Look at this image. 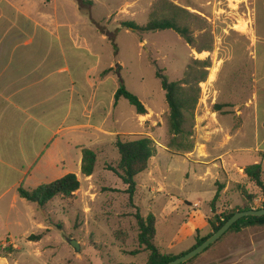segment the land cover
I'll list each match as a JSON object with an SVG mask.
<instances>
[{
	"label": "rangeland",
	"instance_id": "rangeland-1",
	"mask_svg": "<svg viewBox=\"0 0 264 264\" xmlns=\"http://www.w3.org/2000/svg\"><path fill=\"white\" fill-rule=\"evenodd\" d=\"M91 1L88 11L80 8L78 0H0V42L22 43L20 40L30 38L48 48L60 44L62 50L45 52H62L67 58L87 61L94 55L100 70L113 71V136L95 149L98 162L94 178L80 175L81 188L73 197H56L42 209L36 206L33 211L41 226L33 222L4 229L3 233L12 232L10 241L15 244L3 248L0 244V253L10 255L11 264L147 263V253L132 254L139 249L137 210L123 182L107 170L120 161L118 135L123 141L145 135L156 145L148 170L137 178L134 205L143 217H156L155 243L162 253L180 255L192 249L199 239L212 233L209 221L215 215L239 212L247 204L254 209L262 205L261 198L253 201L260 191L244 171L230 170L228 181L218 156L228 149L243 148L229 153L223 162L232 165L239 160L251 165L254 161L253 152L248 150L255 147L250 129L226 148L220 143L228 141L233 126L240 124L230 97L239 93L241 82L253 67L248 52L251 46L240 41L236 31L264 27V0ZM174 7L187 11L182 23L189 28L193 45L172 30L135 32L122 25L146 26L152 19L171 17ZM202 49L210 51L201 55ZM198 61H207L210 67ZM158 69L165 70L170 81L186 79L188 99L200 90L195 109H191L190 100L180 136L170 131V110ZM216 71L217 79L211 82ZM199 78L205 79L197 84ZM120 81L145 105L144 117H139L125 99L115 107ZM221 95H229L230 99L225 98L229 102L221 100ZM190 148L189 153L186 150ZM207 161L215 162L209 165ZM228 182L233 183L228 186ZM217 194L214 213L212 201ZM42 234L39 242L29 241L30 236ZM72 241L80 251L71 246ZM187 264H264V226L229 233Z\"/></svg>",
	"mask_w": 264,
	"mask_h": 264
},
{
	"label": "crops",
	"instance_id": "crops-1",
	"mask_svg": "<svg viewBox=\"0 0 264 264\" xmlns=\"http://www.w3.org/2000/svg\"><path fill=\"white\" fill-rule=\"evenodd\" d=\"M236 32L240 41L246 40L251 46L248 52L253 67L237 95L227 92L240 124L233 126V134L220 146L228 147L230 141L245 136L250 129L255 140V147L248 149L253 152L251 165L264 166V27L248 26L247 33ZM20 41L0 42V235L6 237L0 238L2 248L15 244L10 241L12 232L4 234V229L37 222L36 205L21 198L19 189L34 190L68 174L79 178L83 149L95 150L113 136L112 68L100 70L94 55L87 61L67 58L62 52H45L62 50L60 44L48 48L30 38ZM71 48L77 45L71 44ZM217 73L211 82L216 81ZM229 95L220 99H230ZM239 150L245 149H228L218 156L228 181L230 170L238 173L250 166L239 160L232 165L223 162L229 153ZM54 174L57 176L50 180ZM10 261V255L6 258L0 253V264Z\"/></svg>",
	"mask_w": 264,
	"mask_h": 264
},
{
	"label": "trees",
	"instance_id": "trees-1",
	"mask_svg": "<svg viewBox=\"0 0 264 264\" xmlns=\"http://www.w3.org/2000/svg\"><path fill=\"white\" fill-rule=\"evenodd\" d=\"M81 9L91 10L93 2L91 0H78ZM174 13L171 17L163 19H152L146 26H139L135 23H123V27L127 30H132L135 32H158L172 30L180 35L187 44L193 45L194 42L192 38L189 37V28L182 23L184 14H188L186 10L174 7ZM204 51H210L207 49H202L199 53ZM204 65L205 68H209L210 65L207 61H198ZM165 70L158 69L157 77L161 81L162 88L165 92L166 101L170 110V131L175 136H180L183 134V126L185 123V112L189 108V103L191 100V109H195L200 95V90L198 89L196 94L191 98H187L185 80L183 79L178 82H173L168 79L164 74ZM205 78H199L197 84L204 81ZM116 105L120 99L127 100L131 106L136 110V113L140 116L147 114V109L141 100L131 93L125 86L123 81H120V85L115 94ZM218 108V107H217ZM136 139L133 141H123L121 135H118L116 141V147L118 154L120 156V161L118 166L108 167L107 170L113 172L118 179L123 182L126 187L125 193L129 196V201L131 205L137 210L135 218L139 227V249L133 252V255H139L142 253L148 254V260L146 264H166L171 262L178 257L185 255L191 250L195 249L197 246L202 244L208 237L213 233L217 232L227 221L237 212H230L221 215H215L209 224L212 227V233L208 236L201 238L197 241L195 246L189 251L182 253L180 255L165 254L156 246L155 239L157 235L156 224L157 219L154 215H149L143 217L138 211V207L134 205V198L138 191L137 178L140 174L146 172L149 168V163L152 158L156 156L157 149L154 141L145 135H135ZM189 153L192 149H187ZM98 162V152L96 150L84 148L83 149V160L81 173L85 177H91L97 168ZM245 175L256 185L260 191L259 197H253V201L256 198L262 199L261 208H264V168L261 164L250 165L244 170ZM81 188V182L75 174H68L61 179L54 182L43 184L34 190H26L24 188L19 189V195L21 198L25 199L27 202L36 205L38 208L46 207L52 200L56 197L62 196L65 198H71L76 192ZM251 198V197H250ZM218 199V194L212 201V210L215 211V203ZM250 200V199H249ZM256 204V203H254ZM260 208V209H261ZM254 209V206L247 204L245 208L241 211H248ZM215 213V212H214ZM264 226V216L263 217H245L239 220L234 226L226 233L228 235L232 232H239L248 227ZM224 235V236H226ZM223 236V237H224ZM222 237V238H223ZM42 235H32L29 237L31 242H39L42 240ZM221 238V239H222ZM220 239V240H221ZM219 240V241H220ZM218 241V242H219ZM213 245L210 247L212 248ZM208 248L206 251H208ZM205 251V252H206ZM203 252L202 254H204ZM200 254V255H202ZM198 255L197 257H199ZM6 258L9 257L6 253L4 254ZM195 257V258H197ZM194 258V259H195ZM193 260V259H192ZM191 261V260H190ZM188 261V262H190ZM183 263V264H187Z\"/></svg>",
	"mask_w": 264,
	"mask_h": 264
},
{
	"label": "water",
	"instance_id": "water-1",
	"mask_svg": "<svg viewBox=\"0 0 264 264\" xmlns=\"http://www.w3.org/2000/svg\"><path fill=\"white\" fill-rule=\"evenodd\" d=\"M264 216V208L261 209H251L248 211H239L234 214L226 224H224L217 232L213 233L210 237H208L202 244L197 246L195 249L186 253L185 255L178 257L177 259L168 262L166 264H183L186 263L198 255L205 252L208 248L218 242L226 233L236 224L239 220L245 217H263ZM71 246L76 250L80 251V246L76 241L70 242Z\"/></svg>",
	"mask_w": 264,
	"mask_h": 264
},
{
	"label": "bare ground",
	"instance_id": "bare-ground-1",
	"mask_svg": "<svg viewBox=\"0 0 264 264\" xmlns=\"http://www.w3.org/2000/svg\"><path fill=\"white\" fill-rule=\"evenodd\" d=\"M246 33H247V31H246ZM214 76H215V73H212L211 80H214Z\"/></svg>",
	"mask_w": 264,
	"mask_h": 264
}]
</instances>
